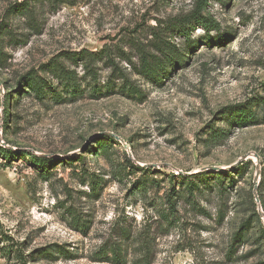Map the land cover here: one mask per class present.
<instances>
[{"label": "rangeland", "instance_id": "374dc122", "mask_svg": "<svg viewBox=\"0 0 264 264\" xmlns=\"http://www.w3.org/2000/svg\"><path fill=\"white\" fill-rule=\"evenodd\" d=\"M196 2L0 0V264H264V0Z\"/></svg>", "mask_w": 264, "mask_h": 264}, {"label": "trees", "instance_id": "16d2710c", "mask_svg": "<svg viewBox=\"0 0 264 264\" xmlns=\"http://www.w3.org/2000/svg\"><path fill=\"white\" fill-rule=\"evenodd\" d=\"M206 3H207V0H197L196 9L187 17V22H188V24H193V23L199 24L206 31H209L211 29L218 28V25L216 24V22L211 17L202 15V10L204 9V6L206 5ZM185 27H187V25H185ZM180 31L183 35H185V36L188 35V34H186V32L183 29ZM159 65H160V63L158 64L156 62L154 65V64L150 63L149 60L145 59V57H143L140 69L148 75H153L157 71V68L160 67ZM86 68H87V72L91 73V70H92L91 66L88 65V66H86ZM72 73L73 72H70L69 70H63L62 68L59 70H57V68L53 70V74L55 75V77L57 79H60L61 82L65 83L66 85H69L70 87H72L71 91L74 92L75 88H79L80 86L76 83L75 78H74ZM90 77L92 80H95L96 79L95 72ZM49 83L50 82L45 81L42 78L33 75L32 73L28 74V76L26 78V82H25L28 89L32 90L34 92V94L38 97L44 96L45 87L49 86L50 85ZM104 86L106 87L107 90L111 87V85L108 82ZM126 89L131 91V93L132 92L139 93L137 88L132 86V85H130L129 87L127 86ZM100 90L102 91V88H98L96 85H94L91 88V91H93L94 93H98V91H100ZM7 97H9V94L6 93L5 102H7V100H8ZM6 104L7 103H5L4 106ZM263 109H264V104H263ZM4 113H7L6 106L4 108ZM255 117H256L255 114L253 112H251V110H248V111L241 110L240 113L237 114L232 119L231 123L235 122L236 125H238V126H246L249 123H251V121H253V119H255ZM100 139H102V138H99L96 141H99ZM98 145H99V147H102L103 142H100ZM3 153L7 158H10V156H14L15 154H18V153L22 154L20 152L15 153L12 150H8V149L3 150ZM33 161H34L35 165L38 167H46L49 164V161L46 159H43V158H37L36 157L33 159ZM263 237H264V231H263Z\"/></svg>", "mask_w": 264, "mask_h": 264}, {"label": "water", "instance_id": "95a60500", "mask_svg": "<svg viewBox=\"0 0 264 264\" xmlns=\"http://www.w3.org/2000/svg\"><path fill=\"white\" fill-rule=\"evenodd\" d=\"M254 193H255V189H254Z\"/></svg>", "mask_w": 264, "mask_h": 264}]
</instances>
